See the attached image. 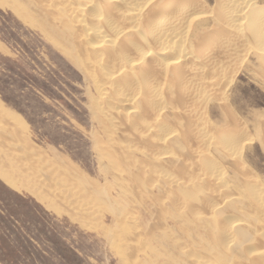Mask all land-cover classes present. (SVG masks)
<instances>
[{"label": "rangeland", "instance_id": "1", "mask_svg": "<svg viewBox=\"0 0 264 264\" xmlns=\"http://www.w3.org/2000/svg\"><path fill=\"white\" fill-rule=\"evenodd\" d=\"M14 1L0 0V105L4 110L0 111V138L7 137L10 142L16 141L22 146L19 139L26 134L32 144L49 151L52 159L56 160L58 164L70 167L72 172L84 178L88 185H84L82 188L67 186L68 181H63L65 175L61 173L62 175L55 176L56 182L51 185H43L45 191L43 188L42 190L46 193V197L42 199L39 186L28 181L24 185L25 188H22L18 184L15 185L10 182L0 172V264H192L193 260L191 259H194L192 254L197 249L196 241L198 242L200 239V232L203 230L195 226L196 217L191 211L184 210L186 207L173 203L169 194L175 187L167 183L169 176L166 175L167 172L160 170L155 173L146 168L147 170L145 169L143 172L147 176L142 172L140 175L142 183H140L134 179L133 174L136 171L133 167H123L114 171L103 168L107 162H100V158L94 150L93 137L97 133L102 137L101 140L106 147L109 146L107 144L109 138L106 136L104 126L97 122L90 107L92 97H96L97 93L92 87L89 77L85 70L79 68L61 51L58 45L46 38L44 31L37 25V18L34 15L26 18L24 14L13 8ZM202 1L206 4L201 1L202 5L198 4L206 8H202L205 12L209 10V15L207 13V15L202 14L200 19H196L194 31L189 35V40L192 42L196 40L194 34L213 33L221 25L214 18V15H210L213 14L211 12L215 7V0ZM211 28H213V32ZM248 43L246 48L243 47L239 52L243 62L240 63L233 83L227 87V80H224L225 82L222 81L223 84H220L219 90L214 93L211 92L213 97L208 94V98H212L209 100L212 103L208 102V105L202 109L203 111L207 110L206 112L197 108L198 111L194 110V113H191L193 115L190 116L189 113L188 117L185 116L187 113L182 107H179L176 112H174L176 109H169L166 112L170 118L174 114L181 115V118L184 116L187 118H182L183 121L180 119L174 122L176 126H172L178 130H184L188 124L192 125L193 129L203 124L204 127L209 128L210 133L213 131V136L216 135L215 133L227 135L231 132L242 131L245 136L252 138L249 143L245 144L247 146H244L241 153L242 160L243 158L244 160L240 161L243 162L244 171L237 164L239 160L236 156L230 155L229 152L226 155L227 150L224 151L222 148L221 151L220 147L216 148L215 143L209 145L199 142L201 143L199 144L198 140L191 138L187 142L189 148L182 144H179L182 145L180 147L177 146L176 151L178 155H181V160L184 162L181 160L178 163L160 159L152 160L160 166H166L165 169H169L168 174L171 178L188 181L201 174L202 169L200 170L199 165H197V157H190V159L188 155L191 156V153L192 156H195L197 149L198 151L206 149L207 151L204 152L206 156L208 155L209 158L216 161L219 160V171L224 174L225 179L228 181L230 180L229 175L231 176L233 181H228V184L230 187L233 186L232 189L236 190L238 184L235 179L238 178L239 182L242 181L244 176L241 174L245 171L250 172V169L253 176L260 180L262 185L264 184V147L260 139L264 138V78L260 74L263 70L260 69L254 43ZM220 89L223 90L220 91ZM214 96H217L218 99ZM196 112H200L202 121L205 119L203 123L199 121L200 124H198V113L197 117L193 118ZM228 114L234 117L229 116L228 118ZM229 119H234L235 122L233 123ZM186 120L187 122H184ZM180 121L181 123H179ZM231 129L232 131H230ZM18 135H20L19 138ZM203 145L204 148H202ZM109 150L121 157L126 163L137 164L139 160L145 159V156L139 151H133L129 157H122L115 148L111 147ZM185 151L188 152V155L183 154ZM227 161L228 163H226ZM237 165L240 169L236 168ZM181 166L182 168L184 166L183 170H180ZM67 167L64 168L67 169ZM58 179L60 181L63 179L61 182L62 184L65 182V185L63 184L65 188L61 186V182H59L61 187L58 186ZM201 183L198 184L203 185L202 189L208 188L209 182L206 178ZM187 184L192 186L194 182ZM163 186L165 187L163 188ZM55 187L61 188V190ZM62 187L66 195L63 193L61 195ZM202 189L200 191L202 194L199 193V196H202L203 199L198 197L200 201L198 199L196 203L187 201V199L185 202L191 207L201 206V202L207 199L204 197H207L206 194L209 193L208 189ZM59 191L61 192L59 193ZM94 191L101 194L98 195ZM100 196L110 198L117 208L122 210L123 218H120V222L123 230H125V232L123 231L124 242H119L116 235L113 237L110 232L113 230L118 232L116 230L120 229L118 224L121 215L118 214L117 217L112 214ZM247 203L250 204L249 199H247ZM83 205L85 206L83 207ZM247 206L243 209L244 213H248L247 222L250 223H247L246 228L253 232L251 226L254 227L255 224L259 223V217L255 215L257 212L251 206L248 207L249 211L254 212H249ZM199 209L203 212L206 211L205 206L199 207ZM130 210H133L134 213ZM227 212L230 217L232 213L234 217L231 218L241 217L239 211L227 209ZM235 212L237 213L235 214ZM130 215L134 217L137 226L136 223L129 220L132 218L129 217ZM251 215L253 217H250ZM115 217L118 220L115 221ZM185 218L190 219L191 222L182 223ZM160 220L164 225L159 222ZM249 220L255 222L251 224ZM125 225L127 227L131 225L133 229V226H136L138 229L133 230L128 227L126 230ZM105 229H107L106 232ZM107 232H109L108 235ZM253 237L254 235H251V241L248 239L241 244H237L238 238L235 244L234 241L230 245L229 251L231 252L228 251V253L234 256V261L243 262V264L248 262L245 259L247 258L245 253L250 250L249 246L252 244V248L259 247V240ZM253 242H256L254 243L255 246H253ZM242 246L243 248L246 247L247 250L244 249L243 251ZM204 252L202 251L204 255H208ZM230 262H226V264H232Z\"/></svg>", "mask_w": 264, "mask_h": 264}, {"label": "bare ground", "instance_id": "2", "mask_svg": "<svg viewBox=\"0 0 264 264\" xmlns=\"http://www.w3.org/2000/svg\"><path fill=\"white\" fill-rule=\"evenodd\" d=\"M198 1L15 0L13 8L24 14L26 18L34 15L37 18V25L44 31L46 38L58 45L61 51L79 68L85 70L89 77L91 85L97 93L96 97H92L90 107L95 119L101 126H104L106 136L109 138L107 143L109 146L106 147L101 140L102 137L97 133L93 137L94 150L98 154L100 162H107L103 168L114 171L123 167H133L136 171L133 174L135 176L134 179H137L140 183H142L140 175L146 168L155 173L160 170L167 172L166 175H169L167 183L175 187L174 190H170V194L168 193L171 195L173 203L186 207V209L183 208L184 210L188 209L191 211L196 217L195 226L203 230L200 232V239H198V242L196 241L197 249L194 253L192 252L194 257V259H191L193 260L192 264H226V262L229 263L230 261L232 264H243V262L237 263V261H234V256L231 253L229 254L228 251L230 250V245L234 241L235 244L238 238L237 244H241L248 239L251 241V235H254V239L259 240V247L255 246L254 243L256 242H253L255 247L252 248V244L249 246L250 248L247 247L250 250L245 253V256H247L245 259L248 261L246 264H264V184L262 185L260 180L253 176L251 169L250 172L245 171L242 173L243 175L241 174V176H244L242 181L239 182L238 178L235 179L238 184L236 183V190H234L232 189L233 186L230 187L228 184V181L232 180L231 176L229 175L230 180L227 181L225 179L224 174L219 171V160L216 161L209 158L208 155L206 156V153H204L207 151L206 149L202 151L197 149L195 154L193 153L195 156H192L190 152L191 156H189L188 152L186 153L187 150L183 152L189 158L197 157V165H199L200 170L202 169L201 174L188 181L171 178L170 174H168L170 172L168 171L169 169H165L166 166H160V164L152 161L160 159L178 163L181 160V155H178L176 151L177 146H187V142L191 138H195L198 143L202 142L209 145L215 143L216 148L220 147L221 151L222 148L224 151L227 150L226 155L229 152L230 155L236 156L237 160H239L237 164L242 168L243 162L241 163L240 161L243 157H241L242 150L245 144L252 140V138L245 136L242 131L231 132L227 135L214 132L218 136H213V131L210 130V133L208 131L209 128L207 129L203 124V126L200 124L199 121L203 123L205 120L202 121V117L199 115L200 112H196L194 117L192 116L193 118L197 117V113L199 116L196 119L200 125L195 129L190 124L187 126L184 124V130L173 128L176 120L179 121L181 119L183 121L185 116L188 117L189 113L191 116L194 110L198 111L197 108L202 110L206 107L208 102H210L209 100L212 99L211 97L208 98V94L211 96L212 91L214 93L219 90L220 84H223L222 81L225 82L224 80H227V87L233 83L232 81L240 68V63L243 62L239 52L243 47L246 48L248 42L254 43L259 66L263 70L259 72L264 78V0H215V7L211 12L213 14L210 15H214V18L220 22V28L218 29L217 27L218 30L214 31L212 29L215 26H212L211 30L212 32L214 31L213 33L194 34L196 40L191 39L194 41L192 42L189 40V35L194 31L196 19L202 14L207 15L209 11L205 12L202 9L205 7L200 6L203 1L200 0L202 3ZM203 4L206 3L204 2ZM259 77L261 78V76ZM224 87L222 88L224 89ZM226 88L225 90H227ZM222 90L220 89V91ZM220 91L217 92L220 93ZM214 97L216 98L217 96ZM179 107L186 110L187 115L185 114L184 118L182 117L183 119L178 114H174L172 118L166 114L167 110L176 109L174 110L176 112ZM0 111H4L1 105ZM229 116L228 114V118ZM229 120L231 121L232 119ZM184 122H187V120ZM232 122H235L234 119ZM19 137L20 135H18ZM122 138L125 139L123 140ZM260 139L264 147V138ZM19 140H21L22 146H20L19 142H10L7 137L0 138V172L13 184H18L20 187L25 188L24 185L31 181L32 184L41 188L42 199L46 197L43 185H51L56 182L57 180L55 179L57 178L55 176L57 177V175H65V178H63L65 180L61 179V181H68L67 186L82 188L84 185H88L86 180L79 175H75L70 167L58 164L56 160L52 159L48 153L49 151L32 144L26 134ZM111 147L115 148L122 157H129L133 151H139L145 156V159L139 160L137 164L126 163L121 157L116 156L109 150ZM202 148H204V145ZM180 149L182 150V148ZM192 150L194 149L192 148ZM184 157L186 158L187 156ZM232 162L234 163V161ZM174 164L173 166H175ZM234 165L236 164L234 163ZM238 165L236 168H238ZM64 167H67V169ZM183 168L181 166L180 170H183ZM243 168L242 170L244 171ZM192 171L194 172L195 170ZM145 176L147 175L145 174ZM204 178L209 182V186L202 189L203 185L199 184L200 182L203 183ZM119 179L117 180L120 181ZM61 181L58 179V186H60L59 182ZM192 181L194 182L192 186L187 184ZM63 184L61 186L65 185ZM52 186L54 187V185ZM204 186L206 187V185ZM64 188L63 192L59 191L61 195L62 193L65 194ZM56 189L54 190L56 191ZM59 189L61 190V188ZM201 189L209 190V193L206 194L207 197H204L207 199L201 200V206H189L190 204L188 205L185 202L186 199L195 203L198 199L200 201L198 197L203 199L202 196H199V193L202 194L200 192ZM94 192L98 195L101 194L98 191ZM59 193L58 196L60 197ZM100 197L112 214L121 215L119 217L120 222V218H123L122 210L118 209L110 198ZM247 199H249L250 204L247 203ZM160 201L163 203L162 200ZM246 203L249 205L247 206ZM80 204H82L81 201ZM204 206L206 211L203 212L199 207ZM246 206L247 208L251 206L257 212L255 215L262 219L255 217L258 218L259 223L255 224L254 227L250 225L251 229L253 228V232L251 230L248 231L246 228L247 223H249L247 222L248 213L243 211ZM227 209L239 211L241 217L235 215V218H231L234 216L232 213L231 217L227 215L231 211L227 212ZM247 210L249 211L250 209L248 208ZM132 211L130 210V212ZM252 215L250 217H253ZM227 216L230 218H227ZM129 217L131 218L132 216L130 215ZM133 219L134 217L129 220L134 222L135 219ZM116 220L118 219L116 218ZM132 222L131 224H133ZM190 222V219L187 218L182 220V223L185 224ZM252 222L254 223L255 221H251V224ZM162 224L164 225V223ZM118 225L120 228H117L118 230L116 231L118 232H115V230L110 232L113 237L116 235L118 241L121 242L123 241L125 230H123L121 222ZM136 226H133L134 229ZM125 227L127 226L125 225ZM128 227L132 228L131 225ZM128 227L126 230H128ZM106 231L107 229H105ZM176 247L178 246L176 245ZM245 248L242 246L243 251ZM202 251H205L204 253L208 255H204ZM189 253L191 252L189 251Z\"/></svg>", "mask_w": 264, "mask_h": 264}]
</instances>
